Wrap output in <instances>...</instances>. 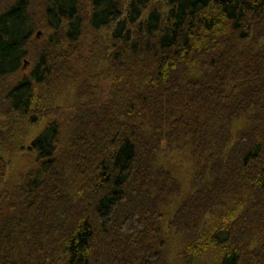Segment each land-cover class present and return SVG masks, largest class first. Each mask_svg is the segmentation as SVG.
Returning <instances> with one entry per match:
<instances>
[{"label": "trees", "instance_id": "obj_1", "mask_svg": "<svg viewBox=\"0 0 264 264\" xmlns=\"http://www.w3.org/2000/svg\"><path fill=\"white\" fill-rule=\"evenodd\" d=\"M4 4L0 264H264V0Z\"/></svg>", "mask_w": 264, "mask_h": 264}, {"label": "rangeland", "instance_id": "obj_2", "mask_svg": "<svg viewBox=\"0 0 264 264\" xmlns=\"http://www.w3.org/2000/svg\"><path fill=\"white\" fill-rule=\"evenodd\" d=\"M8 0H0V8L1 7H4L6 4H4L5 2H7ZM103 35H104V32H103ZM93 39H94V36H92L91 34H89L88 35V38H86L85 39V41L88 43L89 42V44H91V42L93 41ZM42 40V32L40 31V29L39 28H36V30H35V32H34V36L32 37V39H31V42H32V44H34V43H36V42H40ZM39 45V44H38ZM31 64H30V62H29V59H24V61H23V63H22V68H21V70H20V72H19V75H21V74H26L27 72H28V70L30 69V66ZM26 161H28V157H27V155H20L17 159H16V161H15V163L13 164V166L11 167V168H13L12 169V172H7L8 174H10L11 176H14V177H18L19 176V174H20V172H22L23 170H25V168L23 169V168H18L22 163H24V162H26ZM29 164H31V161H29L28 163H27V165H29ZM26 165V166H27ZM10 168V169H11ZM9 176V175H8Z\"/></svg>", "mask_w": 264, "mask_h": 264}]
</instances>
